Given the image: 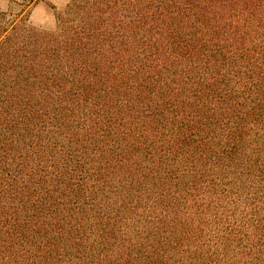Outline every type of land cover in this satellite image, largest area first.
Instances as JSON below:
<instances>
[{"label":"trees","instance_id":"obj_1","mask_svg":"<svg viewBox=\"0 0 264 264\" xmlns=\"http://www.w3.org/2000/svg\"><path fill=\"white\" fill-rule=\"evenodd\" d=\"M36 1L0 14V264H264V0Z\"/></svg>","mask_w":264,"mask_h":264},{"label":"rangeland","instance_id":"obj_2","mask_svg":"<svg viewBox=\"0 0 264 264\" xmlns=\"http://www.w3.org/2000/svg\"><path fill=\"white\" fill-rule=\"evenodd\" d=\"M0 0V14L5 15L7 22L19 17L24 9L22 0ZM70 0H37L31 9L28 24L40 31L54 32L57 29L55 12H62Z\"/></svg>","mask_w":264,"mask_h":264}]
</instances>
